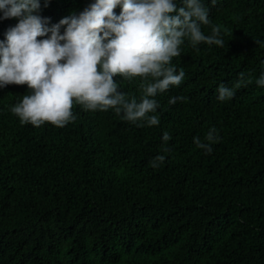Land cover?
<instances>
[{
    "label": "trees",
    "instance_id": "16d2710c",
    "mask_svg": "<svg viewBox=\"0 0 264 264\" xmlns=\"http://www.w3.org/2000/svg\"><path fill=\"white\" fill-rule=\"evenodd\" d=\"M92 2L41 0L40 15L51 27ZM201 2L202 31L219 26L224 46L185 40L172 61L182 83L155 97L158 125L79 105L63 128L22 125L11 108L27 85L0 88V264H264V0ZM16 23L0 20V40ZM240 73L250 82L218 100ZM114 79L139 101V79ZM212 128L209 154L193 141Z\"/></svg>",
    "mask_w": 264,
    "mask_h": 264
},
{
    "label": "clouds",
    "instance_id": "9594fccd",
    "mask_svg": "<svg viewBox=\"0 0 264 264\" xmlns=\"http://www.w3.org/2000/svg\"><path fill=\"white\" fill-rule=\"evenodd\" d=\"M211 2L215 5L216 0ZM49 3L44 0V7ZM182 5L178 8L176 0H94L78 15L48 27V18L40 15L41 0H0V20L18 19L0 40V88L29 89L11 112L22 125L63 128L75 121L73 108L79 105L91 112L114 109L138 127L158 125L155 113L160 105L155 97L182 83L185 73H177L172 61L181 55L185 40L193 48L224 46L219 26H211L210 35L202 31L210 20L201 0H182ZM118 6L119 15L114 11ZM117 76L140 80L139 101L118 91ZM249 82L240 73L233 87L219 85L217 99L233 98L235 89ZM256 83L264 87V73ZM178 100L186 97H172L169 104ZM162 139L166 143L171 136L165 132ZM217 139L212 128L204 137L207 143L199 137L193 142L210 154ZM164 161L165 156L158 155L152 167Z\"/></svg>",
    "mask_w": 264,
    "mask_h": 264
}]
</instances>
